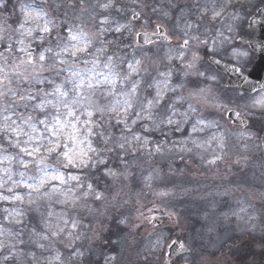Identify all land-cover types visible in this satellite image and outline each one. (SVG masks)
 Here are the masks:
<instances>
[{"label":"snow or ice","instance_id":"snow-or-ice-1","mask_svg":"<svg viewBox=\"0 0 264 264\" xmlns=\"http://www.w3.org/2000/svg\"><path fill=\"white\" fill-rule=\"evenodd\" d=\"M256 29L249 0H0V264H117L145 233L140 264H227L264 235Z\"/></svg>","mask_w":264,"mask_h":264},{"label":"rangeland","instance_id":"rangeland-1","mask_svg":"<svg viewBox=\"0 0 264 264\" xmlns=\"http://www.w3.org/2000/svg\"><path fill=\"white\" fill-rule=\"evenodd\" d=\"M253 0H249V12L253 9ZM223 167L221 171H223ZM236 171V169H233ZM203 184L212 185L214 183L211 172L207 173V177H202ZM210 188H202V192L210 191ZM243 199L242 194L237 193L234 198L231 199L233 208L239 206L235 203V200ZM259 207V205H257ZM124 211H131L130 206H126ZM227 229L221 228V231ZM126 234V230L120 233V237L113 236V240H117ZM143 235H146L143 234ZM143 235L138 238V243H133L131 240L127 246V251L124 249L123 243H114L106 251H111L117 255V264H140V258L137 256V251L140 249V245L144 243ZM222 253V255H221ZM221 253H217L220 260L227 262V264H264V235L259 231L253 234L240 233L234 231L231 233L229 239H227L221 249ZM93 264H100V258L93 256L91 258Z\"/></svg>","mask_w":264,"mask_h":264},{"label":"flooded vegetation","instance_id":"flooded-vegetation-1","mask_svg":"<svg viewBox=\"0 0 264 264\" xmlns=\"http://www.w3.org/2000/svg\"><path fill=\"white\" fill-rule=\"evenodd\" d=\"M253 1L255 2V5H256L257 7H258V6H261V5L264 4V0H253ZM248 30H249V29H248ZM249 31H253V30H249ZM255 31H256L257 35L259 36V30H255ZM258 59H259V57H257V55H255L254 64L257 63ZM253 67H254V65H253ZM258 74H259V73H258ZM262 74H263V79H264V72H262ZM255 80H258V79L255 78Z\"/></svg>","mask_w":264,"mask_h":264}]
</instances>
